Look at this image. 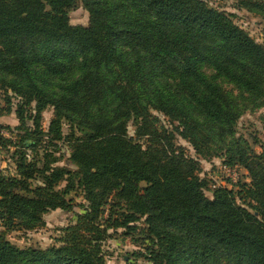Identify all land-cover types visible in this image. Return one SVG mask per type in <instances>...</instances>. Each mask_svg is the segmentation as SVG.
I'll use <instances>...</instances> for the list:
<instances>
[{
  "label": "trees",
  "instance_id": "16d2710c",
  "mask_svg": "<svg viewBox=\"0 0 264 264\" xmlns=\"http://www.w3.org/2000/svg\"><path fill=\"white\" fill-rule=\"evenodd\" d=\"M77 3L88 25L70 23ZM0 91V115L19 121L17 141L0 139L13 164L0 168V264H105L102 244L118 229L140 234L154 264H223L220 254L264 264V141L252 137L255 152L235 130L247 106L264 107V43L225 11L204 0H0ZM63 146L68 165L57 164ZM212 157L249 181L208 196L199 159ZM77 196L81 211L57 244L6 237L72 210Z\"/></svg>",
  "mask_w": 264,
  "mask_h": 264
},
{
  "label": "rangeland",
  "instance_id": "374dc122",
  "mask_svg": "<svg viewBox=\"0 0 264 264\" xmlns=\"http://www.w3.org/2000/svg\"><path fill=\"white\" fill-rule=\"evenodd\" d=\"M210 7H214L219 10H223L229 14L231 20L242 27L245 31L249 33L258 42L264 43V0H261V6H257L253 10H249L246 7L241 6L236 0H204ZM69 20L71 24H89V14L83 8L81 3L75 4L69 11ZM203 71L211 76L214 72L211 68L204 66ZM77 72V69H72V75ZM215 82L225 91L232 92L236 94V86L229 80L224 78H218ZM4 104L3 95L0 91V106ZM14 107V106H13ZM244 109L241 116L239 117L236 125V135H242L246 138L255 152H260L261 148L258 144H253V138L256 137L259 141H264V129L262 127L261 118L264 115V107L253 106L251 108ZM159 118L160 123L168 126L167 119L160 113L154 112ZM53 115V108L48 107L42 112L41 125L46 129L49 125L50 119ZM9 130L13 134L12 142L17 141L18 130L14 129L16 125L19 124L18 119L15 117L14 113L5 115ZM28 125L31 121H27ZM128 133L134 136V126L130 123L128 125ZM176 143L183 146L185 153L197 157L194 149L189 145V143L182 139L181 137L176 138ZM2 146V145H1ZM0 159L2 160V165L12 169L13 164L10 159V151L4 149L2 146ZM64 156L60 157L57 164L68 165L69 159L66 146H63L60 150ZM59 155V152L55 154ZM201 177H205L209 180L210 189L206 190V194L211 196V190L213 183H218V186H228L231 188H236L239 182L249 181L247 171L239 166H236L237 178L235 181L227 177V175L222 171L223 157H212L211 159H199ZM231 166V165H230ZM232 166V167H233ZM77 205L74 206L72 210H61L56 209L49 211L42 216V222L40 226H37L31 230H17L9 231L6 233V237L19 247H35V248H46L52 244H57V239L62 235L63 228L72 224L75 221V214L81 211V206L84 201L81 196L75 198ZM139 227L143 226L142 219L137 222ZM1 229V227H0ZM123 229H118L112 232L110 230L111 236L108 237L102 244L103 251L105 253V264H154L150 261L145 252V244L139 240L140 234H134V238L130 236H125L122 234ZM218 261L223 264H232L229 259L220 254L218 256Z\"/></svg>",
  "mask_w": 264,
  "mask_h": 264
},
{
  "label": "built area",
  "instance_id": "2783aa9c",
  "mask_svg": "<svg viewBox=\"0 0 264 264\" xmlns=\"http://www.w3.org/2000/svg\"><path fill=\"white\" fill-rule=\"evenodd\" d=\"M1 138H7V139H12L13 134L4 128L0 129V139ZM237 167L236 166H230L227 164L222 165V171L227 175V177L231 178V180L235 181L237 178V172H236ZM218 183H213V188L218 187Z\"/></svg>",
  "mask_w": 264,
  "mask_h": 264
},
{
  "label": "crops",
  "instance_id": "0c3cea01",
  "mask_svg": "<svg viewBox=\"0 0 264 264\" xmlns=\"http://www.w3.org/2000/svg\"><path fill=\"white\" fill-rule=\"evenodd\" d=\"M5 115H0V124H9L10 122H7ZM1 154V151H0ZM12 164V163H11ZM13 167V166H12ZM0 168H5V165H2V160L0 159ZM8 168H10V165H8Z\"/></svg>",
  "mask_w": 264,
  "mask_h": 264
}]
</instances>
